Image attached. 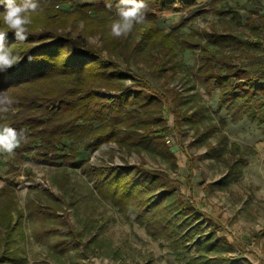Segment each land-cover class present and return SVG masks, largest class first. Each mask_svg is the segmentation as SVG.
<instances>
[{"label":"rangeland","instance_id":"1","mask_svg":"<svg viewBox=\"0 0 264 264\" xmlns=\"http://www.w3.org/2000/svg\"><path fill=\"white\" fill-rule=\"evenodd\" d=\"M93 3L78 0L74 7H65L78 12L68 30L80 43L101 47L109 36L116 39L110 32L116 14L88 12L85 17L79 8ZM250 19L255 21L254 42L261 41L260 48L246 45L253 28ZM154 20L187 47L176 53L175 66H166L160 74L152 64L156 54L150 60L148 48L129 64L168 95L170 109L165 115L171 131L163 140L173 158L158 148L129 152L111 144L114 161L109 164L166 171L177 180L179 193L211 218L204 223L205 233L219 243L202 251L208 258L224 257L225 264H264V124L247 118L234 122L218 103V89L212 85L210 94L194 80L205 47L219 52L220 62L229 59L244 66L251 77L260 74L264 0H198L190 11L160 12ZM220 62L216 70L222 71L225 66ZM174 91L183 99L180 109L202 115L205 125L213 124L217 130L209 134L201 124L200 132L206 131L203 141L194 125L175 130ZM208 142L217 154L208 149ZM78 160L108 164L109 157L80 150ZM93 183L81 169L41 160L36 151L24 156L0 153V191L13 189L16 202L12 223L0 228V264H192L191 259L200 256L193 245L176 251L168 241L152 239L127 213L98 195ZM6 199L5 194L0 196V211ZM200 241L203 238L196 242Z\"/></svg>","mask_w":264,"mask_h":264},{"label":"trees","instance_id":"2","mask_svg":"<svg viewBox=\"0 0 264 264\" xmlns=\"http://www.w3.org/2000/svg\"><path fill=\"white\" fill-rule=\"evenodd\" d=\"M77 1L38 0L43 11L33 16L24 42L16 41L0 22V30L8 31L5 44L22 57L14 67L0 72V91L7 92L15 101L9 112H0V125L25 129L28 137L14 153L24 156L36 151L41 160L56 164L61 161L81 169L94 182L98 195L127 213V218L144 227L152 239L168 241L176 251L193 245L200 256L191 259L192 264H225L224 257L210 259L202 253L213 250L219 243L211 233H205L204 223L211 218L191 198L179 193L180 183L168 172L109 164L114 161L111 144L129 152L158 148L173 158L163 140L171 131L165 115L170 109L168 95L157 91L129 63L148 48L150 60L156 54L152 64L158 74L166 66L173 68L176 53L187 45L177 36L160 30L155 14L190 11L198 0H146L145 22L136 25L126 38L113 40L109 36L101 47L80 43L68 30L78 12L76 9L71 13L65 7H74ZM93 1L79 8L85 17L88 12L103 17L116 14L118 0ZM109 2L111 8L107 6ZM249 22L253 27L255 21ZM251 30L246 45L262 47L261 41L254 42L257 29ZM202 53L203 64L194 80L202 83L210 94L212 85L218 89V103L227 109L234 122L247 118L264 124V83L261 82L264 67L258 76L251 77L239 63L229 59L220 62L219 52L205 47ZM218 62L223 63L224 70H216ZM172 96L175 130L183 124L194 125L199 141H203L202 135L207 130L209 134L217 130L213 124L206 126L202 115L180 109L183 99L178 91ZM221 123L224 125L225 121ZM201 124L206 130L203 133ZM206 144L217 154L210 142ZM80 150L107 156L108 164L100 160L79 161ZM3 194L7 199L0 211V228L9 227L16 208L14 190L7 187L0 191V196ZM200 238L204 241L197 243Z\"/></svg>","mask_w":264,"mask_h":264},{"label":"clouds","instance_id":"3","mask_svg":"<svg viewBox=\"0 0 264 264\" xmlns=\"http://www.w3.org/2000/svg\"><path fill=\"white\" fill-rule=\"evenodd\" d=\"M109 8L111 3L107 4ZM0 22L10 30L16 41L28 39V26L33 23V16L43 11L38 0H0ZM148 4L146 0H118L116 18L111 21L110 32L113 38H126L136 25L146 20ZM8 31L0 30V72L18 64L22 57L14 54L13 48L5 44ZM15 101L7 92L0 91V112H9ZM25 129H16L8 125H0V153L12 154L22 143L27 142Z\"/></svg>","mask_w":264,"mask_h":264}]
</instances>
